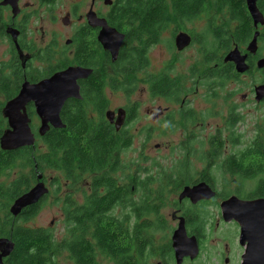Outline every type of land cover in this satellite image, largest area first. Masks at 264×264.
<instances>
[{"label":"flooded vegetation","instance_id":"af4514ba","mask_svg":"<svg viewBox=\"0 0 264 264\" xmlns=\"http://www.w3.org/2000/svg\"><path fill=\"white\" fill-rule=\"evenodd\" d=\"M113 5L114 0H0V137L11 130L5 108L16 102L13 113L26 117L34 145L39 143L42 173L48 172V178L42 175L47 193L41 205L56 195L50 202L62 212L65 195L71 198V264H264V224L245 229L249 212L239 204L264 199L256 191L264 181V95L256 93L264 87V0H166L165 12L151 15V38L141 39L150 41L144 61L127 72L143 86L140 93L133 92L137 86L111 88L112 78L121 77L126 40L118 31L124 38L114 61L99 40L105 25L112 27ZM180 33L189 44L179 50ZM76 68L89 72L75 81L79 97H67L59 111L63 126L47 122L39 135L35 100L52 103L57 91L62 96L64 82L73 86L64 75ZM85 95L92 101L87 119L113 127L118 163L113 171L87 172L72 181L59 150L68 146L62 131L77 126ZM115 95L126 102L112 110ZM129 149L137 158L126 161ZM95 178L103 181L102 196L96 195ZM74 186L77 199L68 193ZM196 186L202 198H179L185 187ZM103 197L109 204L90 211ZM231 197L237 203L228 217L222 205ZM84 206L85 226L79 215Z\"/></svg>","mask_w":264,"mask_h":264},{"label":"trees","instance_id":"16d2710c","mask_svg":"<svg viewBox=\"0 0 264 264\" xmlns=\"http://www.w3.org/2000/svg\"><path fill=\"white\" fill-rule=\"evenodd\" d=\"M166 0H114L110 12V24L117 31L122 32L126 40L121 47L119 57L120 69L116 76L111 80V88L114 90L126 91L135 87V83L127 80V72H134L143 60L146 48L149 42L141 41L148 36L151 38L154 19L153 13H162ZM167 21L160 20V25ZM133 40L131 43L130 41ZM113 66L117 64H112ZM86 92V91H85ZM85 102L78 107L79 112L75 114L77 126L75 129L68 127L63 130V137H68L65 148L60 149L59 160L64 161L66 172L73 176L72 181L79 179V176L87 172H108L113 171L117 165V158L113 156L116 149L117 136L113 127L109 129L95 125L86 117L90 110L92 101L88 95H85ZM81 103V102H79ZM128 145L129 138H125ZM264 139L261 138V142ZM52 157L49 158V164L54 167L57 163L55 154V143H51ZM107 158V160H106ZM110 166L109 170H106ZM30 167V171L25 175L19 174L10 182H0V238H9L14 244V249L9 256L2 260V264H59L58 255L67 254L71 261L72 252V221L74 213L72 212V203L69 195H66L62 202V224L64 232L56 238L48 228L35 227L27 225L33 221L41 211V203L26 207L17 217H11L7 210V203L13 201L21 194L27 192L30 185L37 180V175L42 176L40 164V152L36 144L29 147L20 148L13 151H0V178L9 175L10 170L18 167L21 170ZM35 166V167H34ZM42 180V179H41ZM96 195L102 196L100 184L101 178H95ZM260 190H256L264 196V181H260ZM113 193V192H111ZM110 192L106 195H110ZM99 200L98 207L89 209L96 211L109 204L104 199ZM89 210L84 206L79 211L80 220L86 225L89 219Z\"/></svg>","mask_w":264,"mask_h":264},{"label":"water","instance_id":"95a60500","mask_svg":"<svg viewBox=\"0 0 264 264\" xmlns=\"http://www.w3.org/2000/svg\"><path fill=\"white\" fill-rule=\"evenodd\" d=\"M111 3V1H108ZM104 22V21H102ZM105 24V23H104ZM124 35L119 33L115 28L104 27L102 29L99 40L102 42L103 46L110 51L112 55V61L116 59L117 52L122 44ZM189 44V37L180 33L175 38V46L177 49H183ZM237 64V70L243 71L245 69L244 65L239 64L237 60L231 56ZM263 64V61L258 63L259 66ZM89 71L81 68L73 69V73L71 71L67 72L64 76L72 77L73 86L64 82L63 85L67 86V89L62 91V96H60V92H54V96L52 98V103H47L45 99L35 100V106L37 114L42 119V126L39 129V135H42L47 130V122H51L55 127H62L63 125L59 119V111L67 97H79V88L76 85V79L80 77H86ZM55 78V77H54ZM256 93L259 97L264 95V87H259L256 89ZM57 94V97L55 96ZM21 101V98L18 99V102ZM16 105V102H11L5 108V115L9 120V126L11 130L5 131L0 137V149L1 150H16L21 147H29L33 146L35 142L34 135L31 133L26 117H22L18 114L13 113V106ZM113 115V113H107ZM119 118L117 119V126H119L122 122V118L120 117L123 114V111L119 109L117 111ZM25 118V119H24ZM26 120V121H25ZM36 184L31 187L27 192L21 194L17 198L13 200L12 205L10 206L8 212L11 217H17L23 209L33 204L38 203L42 196L47 193V189L44 187L41 179L42 176L40 174L37 175ZM199 186V185H198ZM185 187L181 192L179 198L190 197L192 200L200 199L203 196L199 193L200 187ZM236 198L231 197L227 201H225L222 205L224 215H228V217H233L232 207L235 205ZM242 207L246 208V211L249 212V215L246 217L245 229H252L253 224H256L258 221L264 224V199H256L250 202H242L239 203ZM259 211V212H258ZM231 215V216H230ZM260 217H258V216ZM53 224V220L50 222ZM14 249V244L9 238H0V264H2V260L9 256ZM262 252V251H261Z\"/></svg>","mask_w":264,"mask_h":264},{"label":"rangeland","instance_id":"374dc122","mask_svg":"<svg viewBox=\"0 0 264 264\" xmlns=\"http://www.w3.org/2000/svg\"><path fill=\"white\" fill-rule=\"evenodd\" d=\"M159 53L163 52L164 51V46L163 48H158L157 50H155ZM153 50V48L150 49V54H154L155 52ZM194 48H191L189 50H187L183 57H182V60H185L187 59L188 57V54L191 53V52H194ZM164 57H166V54H163V57H160L159 60H163ZM127 80L128 81H132L135 83V88L137 86V89L133 92H137V93H140V92H143L144 90L143 89V86H140L138 85V82L139 80L136 79V76L134 73L130 74V75H127ZM125 100L124 98L121 96V95H115L112 97V100H111V109L112 110H115L116 108L118 107H121V105L125 104ZM147 108V105H142L141 108H140V112L141 114H144L145 113V110ZM142 120H146L145 118H142ZM139 121V120H138ZM138 142H140V140H138ZM36 147L37 149L39 150L40 152V149H39V143L36 142ZM149 152H151V149L149 150ZM153 155V153H152ZM125 156V160L128 161V160H134L136 159V153L134 152L133 149H129L127 150L126 154H124ZM30 171V167H25L24 169H20L18 167H15L13 169L10 170V173L9 175H4L3 177L0 178V182L1 183H4V182H10L11 180H13L15 177H17L19 174L21 173H24L25 175H27V173ZM48 174V172L45 173H42L43 175V179L44 178H48V176L46 175ZM52 174V173H51ZM37 180L34 181L30 187H33L35 184H36ZM247 186L246 187H254V184H249L247 183L246 184ZM77 188V186H74L73 188L69 189L68 193L72 194L73 198L77 199L78 198V194L77 193H73V191ZM64 193H65V190H64ZM63 193V194H64ZM56 194V193H55ZM66 196V195H65ZM56 195H54V197L52 199H55ZM51 199V200H52ZM50 200V201H51ZM44 202L43 205H41V211L39 213V215H37V217L31 221V222H28L27 225H30V226H35V227H43V228H48L52 231L53 235L56 237V238H59L63 232H64V225L62 224L61 220H62V212L60 211L59 209V206L58 204H55V203H51V202ZM13 201H10L7 203V210H9L10 206L12 205ZM9 213V212H8ZM54 221V224L51 226L50 225V222L51 221ZM67 254H62V255H58V260H60L59 264H71V261L66 257Z\"/></svg>","mask_w":264,"mask_h":264},{"label":"bare ground","instance_id":"6f19581e","mask_svg":"<svg viewBox=\"0 0 264 264\" xmlns=\"http://www.w3.org/2000/svg\"><path fill=\"white\" fill-rule=\"evenodd\" d=\"M257 50V49H256ZM255 56V55H254Z\"/></svg>","mask_w":264,"mask_h":264}]
</instances>
